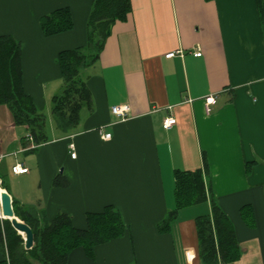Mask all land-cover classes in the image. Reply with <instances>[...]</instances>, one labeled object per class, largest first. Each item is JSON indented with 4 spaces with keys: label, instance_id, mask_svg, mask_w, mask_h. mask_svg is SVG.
I'll use <instances>...</instances> for the list:
<instances>
[{
    "label": "crops",
    "instance_id": "crops-1",
    "mask_svg": "<svg viewBox=\"0 0 264 264\" xmlns=\"http://www.w3.org/2000/svg\"><path fill=\"white\" fill-rule=\"evenodd\" d=\"M129 1L131 11L107 24L96 61L83 70L91 110L82 109L65 135L48 112L61 87L58 53L86 45L92 0H0V35L21 44L23 87L46 114L47 136L36 148L24 146L28 130L0 107L7 179L0 176V188L42 221L64 212L79 229L88 212L119 211L124 234L92 256L74 248L67 264H204L195 219L210 214L212 198L230 219L239 251L218 264H264V33L256 1ZM61 7L70 9L73 27L46 36L40 17ZM209 95L215 100L207 111ZM122 104L129 106L125 120L111 111ZM169 114L176 123L165 129ZM15 164L27 172L13 173ZM198 169L207 199L179 208L169 230L159 231L175 208L174 171ZM59 174L66 186L53 184Z\"/></svg>",
    "mask_w": 264,
    "mask_h": 264
},
{
    "label": "trees",
    "instance_id": "trees-1",
    "mask_svg": "<svg viewBox=\"0 0 264 264\" xmlns=\"http://www.w3.org/2000/svg\"><path fill=\"white\" fill-rule=\"evenodd\" d=\"M255 1L264 33V0ZM130 11L129 0H92L86 45L59 51L61 87L51 97L50 113L55 128L62 134H69L77 127L82 109L91 110L92 97L83 70L96 61L107 24L116 19L124 20ZM39 23L46 36L66 32L73 27L68 7L57 8L41 16ZM21 55L18 40L11 35H0V105H7L14 123L24 125L28 130L32 140L23 137V145L29 146L32 142V148H36L47 141L45 115L37 111L32 97L24 90ZM203 164L206 169V161ZM53 184L67 185L60 174ZM174 199L175 208L158 223L159 231L169 230L179 208L207 199L200 169L174 171ZM11 203L14 215L31 228L33 244L25 249L21 234L8 219L0 217V249L3 253L0 264H67L69 253L74 248L81 247L88 256H92L97 245L120 237L126 230L119 211L113 205H106L98 212H88L87 226L79 229L73 226L67 213L57 212L49 221H42L32 209L21 208L14 200ZM210 206V214L199 215L195 219L201 260L204 264L235 260L239 251L233 225L214 198ZM242 210L245 222L252 225L245 207Z\"/></svg>",
    "mask_w": 264,
    "mask_h": 264
},
{
    "label": "built area",
    "instance_id": "built-area-1",
    "mask_svg": "<svg viewBox=\"0 0 264 264\" xmlns=\"http://www.w3.org/2000/svg\"><path fill=\"white\" fill-rule=\"evenodd\" d=\"M178 53H179V51L169 52L166 54V56L167 57H173L174 55H176ZM193 55L200 56L201 51L200 50L194 51ZM214 100H215V96H213V95H209L205 98V107H206L207 111L210 110V105L214 102ZM111 111L114 115L118 116L119 120H125L129 116V106L127 104L114 105L111 107ZM175 123H176L175 117L172 114H169L166 117H164L162 126H163V128L168 129L172 125H174ZM98 130L101 132L103 138L109 139L111 137V133L106 131L104 127H100ZM26 136H27V139L29 141L32 140V138L29 134H26ZM32 147H34V144L31 142L30 145L28 146V148H32ZM70 149H71L70 156L75 157V152L72 151L73 150L72 145H70ZM11 169H12V172L16 173V174H22V173L27 172V168L22 166L21 164H15L12 166Z\"/></svg>",
    "mask_w": 264,
    "mask_h": 264
},
{
    "label": "water",
    "instance_id": "water-1",
    "mask_svg": "<svg viewBox=\"0 0 264 264\" xmlns=\"http://www.w3.org/2000/svg\"><path fill=\"white\" fill-rule=\"evenodd\" d=\"M110 25L107 26L106 34L110 32ZM11 197L6 190L0 193V210L2 213L1 218L8 219L12 227L21 234L24 240V248L29 249L33 244V233L31 228L17 216L14 215Z\"/></svg>",
    "mask_w": 264,
    "mask_h": 264
},
{
    "label": "rangeland",
    "instance_id": "rangeland-1",
    "mask_svg": "<svg viewBox=\"0 0 264 264\" xmlns=\"http://www.w3.org/2000/svg\"><path fill=\"white\" fill-rule=\"evenodd\" d=\"M0 107H1V109H6V111H8V112H10L9 111V108L7 107V105H5V104H3V105H0ZM49 113H50V111H48ZM45 114V113H44ZM46 115V114H45ZM24 155L25 154H20V156H22V158L24 157ZM27 156V155H26ZM3 174H5V173H2V169H0V176L2 177V178H4V180H6L7 181V179H5L6 178V175H3ZM6 184V183H5Z\"/></svg>",
    "mask_w": 264,
    "mask_h": 264
},
{
    "label": "bare ground",
    "instance_id": "bare-ground-1",
    "mask_svg": "<svg viewBox=\"0 0 264 264\" xmlns=\"http://www.w3.org/2000/svg\"><path fill=\"white\" fill-rule=\"evenodd\" d=\"M3 191V189L0 188V193ZM0 216H2L1 210H0Z\"/></svg>",
    "mask_w": 264,
    "mask_h": 264
}]
</instances>
